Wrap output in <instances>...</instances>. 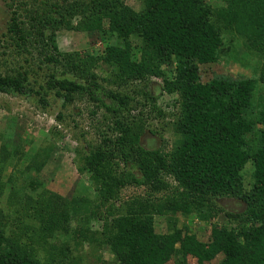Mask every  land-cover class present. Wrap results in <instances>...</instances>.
<instances>
[{
    "label": "trees",
    "instance_id": "16d2710c",
    "mask_svg": "<svg viewBox=\"0 0 264 264\" xmlns=\"http://www.w3.org/2000/svg\"><path fill=\"white\" fill-rule=\"evenodd\" d=\"M221 1L213 8L206 0H139L135 11L126 0H1L8 20L0 95L43 110L85 103L95 109L90 118L103 113L106 123L87 152H76L92 193L78 191L70 200L36 191L44 188L37 177L53 144L1 143L0 177L11 173L0 179L9 210L0 209V264H84L85 247L99 264L102 248L112 257L107 264H209L219 256L217 264H264V0ZM60 31L117 42L101 55L61 52ZM239 45L259 61L257 77L201 83L199 67L242 60ZM99 66L109 68L107 76L97 75ZM152 79L176 97L168 151L141 144L151 114L164 116ZM139 188L145 198L119 196ZM233 200L240 212L225 209L223 202ZM177 215L201 223L222 216L228 227L212 225L203 243L187 226L178 228ZM156 217L164 220L163 234L155 232Z\"/></svg>",
    "mask_w": 264,
    "mask_h": 264
},
{
    "label": "rangeland",
    "instance_id": "374dc122",
    "mask_svg": "<svg viewBox=\"0 0 264 264\" xmlns=\"http://www.w3.org/2000/svg\"><path fill=\"white\" fill-rule=\"evenodd\" d=\"M206 2L213 8L223 6L221 0H206ZM126 4L135 11L139 10V0H126ZM7 20L6 9L0 0V39L1 35L5 32ZM104 27L106 28V26ZM115 41V37L111 35L103 37L97 33L88 34L60 31L57 34V43L61 52H86L101 55L104 48L108 45H114ZM234 45L236 46L237 43ZM2 47L3 44L1 43L0 51H4ZM236 52L242 60L224 59L215 65L200 66L199 77L201 83H208L214 76L232 79H255L257 77L256 71L259 61L245 56L240 45L236 47ZM173 71L174 65L164 67V72L169 77L173 75ZM108 72L109 68L106 66H99L96 71L99 77L107 76ZM149 85L150 90L154 94L153 96H157L156 107L164 116L156 118L154 112L151 114L148 128L141 137V144L148 150L162 147L164 151H168L173 147L175 139L171 133V124L175 120L172 115L176 111L174 108L176 97L162 93L159 88L161 81L158 79H152ZM140 99L138 98V100ZM90 111H95V109H93L92 105L85 103H76L74 106L63 110L60 102L51 103L46 110H43L37 108L33 102L31 103L21 97L0 95V145L4 143L12 149L16 147L19 141L30 143L34 148L54 145L52 155L46 167L37 177L44 186L43 190L36 188L38 193L46 192L67 200L77 195L78 191L92 193L88 184V175L78 172V168L81 166L80 158L82 154H76V152H87L88 147L95 144L97 136L103 128V123H106V115L103 116V113L97 112L94 118H90ZM58 114L63 116L61 122L56 120ZM27 163L25 161V165ZM20 167L25 166L21 165ZM251 170L250 165L244 168L243 177L246 184H249ZM10 173L11 170L4 171L0 177L1 182H7ZM168 182L174 184L171 179ZM145 192L146 189L142 188L126 189L119 196L122 200L134 197L145 198ZM32 195L33 197L37 196V194ZM223 205L226 210L231 212H240L242 210V205L234 200L224 201ZM0 209L4 213L9 212L7 193L0 199ZM19 209L21 210V208ZM177 221L179 229L187 226L191 234L195 235L203 243H207L210 240L212 225L228 227V222L222 216L210 223H201L196 219H183L177 215ZM154 228L157 234L165 233L164 220L156 217L154 219ZM94 229L97 230L98 226L94 225ZM89 253L90 249L85 247L82 256L84 258L86 256L90 257L84 260V264H99L96 260L97 257L93 258ZM96 256L105 264L112 260L106 248H102L101 251L97 250ZM221 259L222 257L219 256L209 264H217ZM167 264H175V259H172ZM187 264H196V262L188 258Z\"/></svg>",
    "mask_w": 264,
    "mask_h": 264
}]
</instances>
